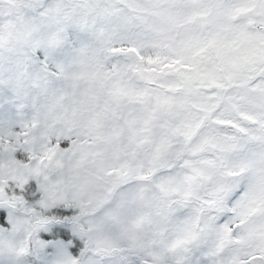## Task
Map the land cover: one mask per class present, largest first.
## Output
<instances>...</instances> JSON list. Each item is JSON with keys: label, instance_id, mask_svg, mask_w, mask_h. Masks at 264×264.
<instances>
[{"label": "rangeland", "instance_id": "374dc122", "mask_svg": "<svg viewBox=\"0 0 264 264\" xmlns=\"http://www.w3.org/2000/svg\"><path fill=\"white\" fill-rule=\"evenodd\" d=\"M220 1L0 0V264L264 254V28Z\"/></svg>", "mask_w": 264, "mask_h": 264}, {"label": "flooded vegetation", "instance_id": "af4514ba", "mask_svg": "<svg viewBox=\"0 0 264 264\" xmlns=\"http://www.w3.org/2000/svg\"><path fill=\"white\" fill-rule=\"evenodd\" d=\"M244 3H248V5L244 6ZM213 4L222 5L220 0H213V2L210 3L208 6L202 5V8H203L202 21L206 25L210 24V25H208V27L210 28L209 33L217 38L219 31L211 24V22L214 20L215 22H217V24L215 25V26H217L221 21V12L217 13L213 9ZM233 6L236 9L237 14L245 13L246 17L251 16L253 18V20L257 21L256 27L258 29H260L262 26L264 28V0H234ZM259 26H260V28H259ZM243 28H245L249 32V31H251L250 29L252 28V25L247 23ZM251 40H254V39H251ZM262 40H264V37H261L258 40H254V41H262ZM219 48H220V41H219L218 49ZM115 51L121 52L120 56H123L124 58L136 61L137 63H141L138 61H140L142 56H141L140 52L132 45L129 47L121 46L119 48H115ZM156 62H150L151 64L147 63V66L153 67L156 64ZM263 69H264V67H263ZM134 74H136V72ZM242 224L243 223H241V225ZM232 225H233V223H230V226H232ZM238 226H240L239 223H238V225L232 226V227H238ZM251 252H255V251H251ZM257 256L264 258V254L255 253V254L247 255L242 259L244 260V262L246 264H249V260L254 258V257H257Z\"/></svg>", "mask_w": 264, "mask_h": 264}, {"label": "water", "instance_id": "95a60500", "mask_svg": "<svg viewBox=\"0 0 264 264\" xmlns=\"http://www.w3.org/2000/svg\"><path fill=\"white\" fill-rule=\"evenodd\" d=\"M135 78H136V80L138 82H141L142 81V78H141V76L138 73L135 74ZM254 216H257V214L254 215ZM249 264H264V258L258 257V256L257 257H254V258H252V259L249 260Z\"/></svg>", "mask_w": 264, "mask_h": 264}]
</instances>
